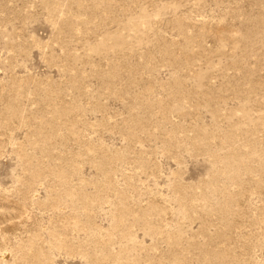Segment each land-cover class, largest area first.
<instances>
[{
	"label": "rangeland",
	"instance_id": "obj_1",
	"mask_svg": "<svg viewBox=\"0 0 264 264\" xmlns=\"http://www.w3.org/2000/svg\"><path fill=\"white\" fill-rule=\"evenodd\" d=\"M0 264H264V0H0Z\"/></svg>",
	"mask_w": 264,
	"mask_h": 264
}]
</instances>
